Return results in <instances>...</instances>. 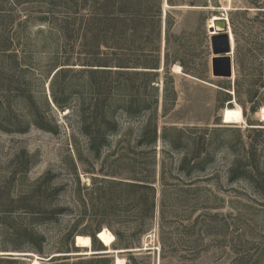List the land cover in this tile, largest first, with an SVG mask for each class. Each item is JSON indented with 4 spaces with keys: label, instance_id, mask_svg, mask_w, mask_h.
<instances>
[{
    "label": "rangeland",
    "instance_id": "374dc122",
    "mask_svg": "<svg viewBox=\"0 0 264 264\" xmlns=\"http://www.w3.org/2000/svg\"><path fill=\"white\" fill-rule=\"evenodd\" d=\"M173 2L162 0L170 36L165 44L162 33L161 69L150 83L123 74L106 77L104 111L118 130L108 134L109 146L96 159L81 133L82 119L94 114L96 91L79 65L94 59L97 42L82 37L83 28L73 23L76 8L86 14L85 0H0V264H30L19 254L32 255L31 262L36 256L41 264H86L104 255H82L74 237L104 228L122 235L112 250L123 251L117 256L125 264H264V103L252 113L250 102L252 96L264 101V49L259 52L260 42L250 38L264 34L258 15L264 0ZM230 14L243 63L238 92L235 75L215 78L210 69L208 21H229ZM113 41L100 48V59L117 61ZM165 53L169 70L163 71ZM65 61L74 70L56 80L69 107L61 111L51 103L50 81L53 65ZM175 65L181 73L172 71ZM130 95L132 104L144 108L134 117L125 112ZM149 125L157 129L154 150L137 144ZM132 175L154 179L151 220L139 211L137 198L104 210L92 191V182L102 186V179ZM79 197L87 200L85 210ZM39 237L42 254L31 250ZM71 245L76 250L65 253ZM91 249L105 248L95 237Z\"/></svg>",
    "mask_w": 264,
    "mask_h": 264
},
{
    "label": "trees",
    "instance_id": "16d2710c",
    "mask_svg": "<svg viewBox=\"0 0 264 264\" xmlns=\"http://www.w3.org/2000/svg\"><path fill=\"white\" fill-rule=\"evenodd\" d=\"M86 10L85 15L78 13L80 9H75L73 12V23L79 24L82 29L81 36L89 38L95 44L96 51L93 54L94 59H89L86 63H82V69L87 74L90 79L88 84L90 88H94L96 91L95 104L94 107H101L102 112L97 113L94 108V114L83 118L81 121V133L86 140L87 150L94 155L96 159L100 158L102 152L109 146V133L116 132L118 130V124L115 120L110 119L105 114V109L107 108L105 103L108 100L106 95L108 87V79L106 77L111 74H123L130 78H142L144 82L150 83L151 78L158 74L160 71V53H161V38L162 33H164V42L167 44L168 38L170 36V21L169 15L166 14L164 21H162V0H157L152 2V6L149 5V0H85ZM168 6H173V0H166ZM207 7V6H203ZM260 11L258 12L259 16L264 17V7H258ZM237 12V11H235ZM247 12V11H243ZM229 25L231 33L234 39V64H235V85L236 92H238L239 77L243 71V63L241 61L239 53V40L236 31V25L233 20V17L230 14ZM164 27V32H163ZM106 31L110 32L109 37H106ZM103 34V35H102ZM250 38L254 41L253 44L257 45L259 42V52L264 48L261 45V41L264 40V34L259 33H250ZM141 39L140 43L139 40ZM100 40V41H99ZM102 40V41H101ZM108 40H114L113 44L116 50L119 52V55H116V62L111 63L108 59H100V48L106 47ZM137 43L140 44V47H134ZM137 46V45H136ZM8 47L12 52L14 48L12 42L8 44ZM12 57L15 56V53L11 54ZM167 53L164 54V65L163 71L169 70V63ZM134 61H133V60ZM12 65V64H10ZM19 64L15 63V67H18ZM68 61L56 63L53 67H56L57 70L54 73L50 81V97L53 105L61 111L69 109L68 105L64 104L65 101L60 99V95L56 89V80L61 77H64L66 74L73 72ZM13 68V66H11ZM10 67V68H11ZM183 68V66L181 65ZM115 69V70H113ZM130 69H133L129 71ZM135 69V70H134ZM137 69H142L137 71ZM127 70V71H120ZM185 71V69L183 68ZM186 74L195 76L190 71H185ZM100 76L98 82L93 80V76ZM129 89L132 90V85L130 84ZM239 96V93H238ZM131 101H129L128 106L125 109V112L128 116L134 117L138 112L144 110V108L136 107L133 99L134 95H130ZM254 96L250 98V102L253 104L251 112L255 113L259 107L264 103L260 99L252 101ZM228 100L227 102H229ZM238 102H240L238 100ZM241 104V102H240ZM236 105V104H235ZM237 106V105H236ZM240 107V106H239ZM231 109V108H230ZM82 111V110H81ZM240 111L243 116L242 109ZM82 114V113H81ZM32 125L37 129L53 132L52 129H49L45 123L39 121H32ZM27 129H21L20 132H25ZM157 142V129L154 126H147L137 141L138 146H145L147 148H153ZM197 168V164L193 165V169ZM115 176V175H114ZM114 176H106L110 178H115ZM79 183L78 177L76 178ZM154 179L149 178L148 181L144 179H139L132 175L128 179H102V186H96L92 182L91 187L93 193L97 195V200L100 202L101 208L104 210H109L112 205H127L134 198H137V206L139 211L147 212L145 218L152 219L154 215V197L155 189L153 187ZM91 189L87 190L90 192ZM138 196H140L138 198ZM145 197L143 201L140 199ZM79 206L85 210L87 205L86 199H81L79 197ZM46 206V205H45ZM43 207V206H42ZM100 231L96 229L94 233L88 234L91 238V241L95 242V233ZM115 241L121 242L122 235L120 233L113 232ZM39 242L35 243L33 250L36 254L43 253V237H39ZM72 244V243H71ZM70 245V244H69ZM128 247V245H123ZM100 249L101 247H96ZM76 250V248L69 247L67 252L70 253V250ZM105 251V250H104ZM83 260H80L82 262ZM7 263L13 264L16 263L14 260H6ZM110 263L109 255H104L101 257H93L92 259L86 260V264L91 263Z\"/></svg>",
    "mask_w": 264,
    "mask_h": 264
},
{
    "label": "water",
    "instance_id": "95a60500",
    "mask_svg": "<svg viewBox=\"0 0 264 264\" xmlns=\"http://www.w3.org/2000/svg\"><path fill=\"white\" fill-rule=\"evenodd\" d=\"M166 3V0H164ZM214 27L209 29L210 36V48L212 53V58L210 62L211 75L215 78L233 79L234 78V61L232 58L234 52V40L231 33L228 18L222 16L219 17L217 21L214 22ZM52 103V102H51ZM99 231L95 233L97 238ZM76 237H74L73 244L76 247ZM91 239V238H90ZM77 248V247H76ZM123 251L112 250V253H94L93 255H111L116 260L118 254ZM71 254H66L64 257H70ZM22 261L30 263L27 261L28 258H32L30 254H22ZM59 257V256H58ZM52 258H55L52 257ZM46 260L47 262L50 261Z\"/></svg>",
    "mask_w": 264,
    "mask_h": 264
},
{
    "label": "bare ground",
    "instance_id": "6f19581e",
    "mask_svg": "<svg viewBox=\"0 0 264 264\" xmlns=\"http://www.w3.org/2000/svg\"><path fill=\"white\" fill-rule=\"evenodd\" d=\"M225 1H230V0H225ZM228 11V10H227ZM219 18L215 19V18H211L208 21V26L209 28L214 27V22L217 21ZM174 73H181V68L180 66H173V70ZM261 121L264 122V107L260 110L259 112ZM76 247L79 249H84L85 252L82 253V255L88 256V255H93L94 252L92 251L91 247H92V241L90 239V237L88 235H77L76 236ZM97 240L98 242L103 246V248H105L103 252L101 253H112V246L115 242V237L114 235L106 228L102 229L99 231L98 235H97ZM3 253H0V255ZM18 255V254H16ZM22 255V254H19ZM34 260L32 262H30V264H41L39 261V258L34 256L33 257ZM113 264H125L123 259H120L118 257H116V260L114 261Z\"/></svg>",
    "mask_w": 264,
    "mask_h": 264
}]
</instances>
